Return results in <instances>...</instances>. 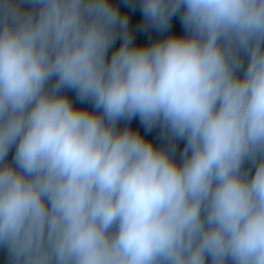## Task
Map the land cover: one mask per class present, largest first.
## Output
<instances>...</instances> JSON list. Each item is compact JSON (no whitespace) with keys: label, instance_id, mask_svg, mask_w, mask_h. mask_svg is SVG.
Wrapping results in <instances>:
<instances>
[{"label":"clouds","instance_id":"clouds-1","mask_svg":"<svg viewBox=\"0 0 264 264\" xmlns=\"http://www.w3.org/2000/svg\"><path fill=\"white\" fill-rule=\"evenodd\" d=\"M126 2L0 0V264H264V0Z\"/></svg>","mask_w":264,"mask_h":264},{"label":"trees","instance_id":"trees-1","mask_svg":"<svg viewBox=\"0 0 264 264\" xmlns=\"http://www.w3.org/2000/svg\"><path fill=\"white\" fill-rule=\"evenodd\" d=\"M117 6L121 8L122 11L128 12L130 16V28L134 35V40L137 44H148L154 39L161 38V33L157 32L155 29L145 28L142 23H138L137 21L140 19V12L138 8H133L130 6L126 0H113ZM172 33L182 34L183 29L179 22L174 18L171 29L169 30ZM167 35V33L163 34ZM119 45V41H117V47ZM70 99L73 100L75 106L78 107H89L87 104H80L79 101L75 99V94L73 92H68ZM125 126V122H120V127L123 128ZM127 126L131 127L133 130L139 131L141 135H143L146 139H150L154 146L156 147H167L168 142L164 139L158 128H154L151 131L145 130L144 126L140 123L139 118L135 117L130 122H128ZM184 142L177 141L176 142V159L179 162L180 153L183 151Z\"/></svg>","mask_w":264,"mask_h":264}]
</instances>
